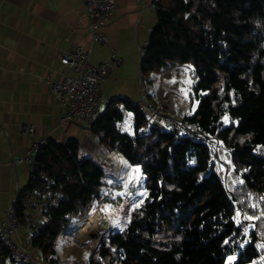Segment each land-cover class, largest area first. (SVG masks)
I'll use <instances>...</instances> for the list:
<instances>
[{"label": "trees", "instance_id": "obj_1", "mask_svg": "<svg viewBox=\"0 0 264 264\" xmlns=\"http://www.w3.org/2000/svg\"><path fill=\"white\" fill-rule=\"evenodd\" d=\"M155 5L156 27L140 67L144 96L156 104L151 83L177 66L191 68L197 107L182 120L230 154L239 182L233 191L227 187L205 144L154 124L130 101H113L91 131L128 164L141 166L147 198L123 231L106 229L89 264H228L229 257L236 258L231 264H264V0ZM119 103L131 114L132 133L120 130ZM80 150L76 139L46 142L14 205L45 264H57L60 235L80 230L104 197V169ZM38 206L40 219L28 213ZM0 264H16L2 241Z\"/></svg>", "mask_w": 264, "mask_h": 264}, {"label": "crops", "instance_id": "obj_2", "mask_svg": "<svg viewBox=\"0 0 264 264\" xmlns=\"http://www.w3.org/2000/svg\"><path fill=\"white\" fill-rule=\"evenodd\" d=\"M115 1L116 9L107 27L110 45L104 46L92 41L85 11L86 0H0L1 219L10 209H14L15 203L29 186L32 176L30 168L18 161L34 143H64L76 139L80 142V148L86 147V150L81 149L82 157L93 160L92 157H99L103 150L111 151L101 144L92 131L76 125H61L63 109L51 91L50 81H57L69 74L70 71L60 62L64 53L80 45L91 50V64L100 66L111 60L113 49L121 59V65L103 83L104 95L114 101L135 103L143 100L140 50L148 44L156 27V0ZM180 68L177 69L179 75ZM173 74L170 71L165 78ZM119 107L125 115L120 130L132 133V117L125 112L122 104ZM104 109L105 106L101 112ZM156 124L164 126L159 121ZM27 126L33 127V136L23 133V127ZM30 202L33 203L34 198ZM37 208L36 212L28 209V213L33 212L36 219H40L41 206ZM70 233L65 232L58 238L56 258L67 264L88 263L90 255L85 258L84 242L79 238L70 236L74 247L70 248L66 241H62L65 250L59 248L61 237ZM32 235L33 230L21 227L13 236V241L35 252L32 246L28 249Z\"/></svg>", "mask_w": 264, "mask_h": 264}, {"label": "built area", "instance_id": "obj_3", "mask_svg": "<svg viewBox=\"0 0 264 264\" xmlns=\"http://www.w3.org/2000/svg\"><path fill=\"white\" fill-rule=\"evenodd\" d=\"M116 9L115 0H86L85 11L89 18V28L92 32V41L96 44L109 46L110 38L107 27L112 21ZM147 45L140 53L143 55ZM91 50H86L80 45H75L63 54L60 62L70 71L69 74L57 81H50L51 91L63 109L61 125L68 127L76 125L85 130L91 128L101 112L103 106H107L114 100L104 95L102 85L110 74L121 65V59L116 51L111 49V60L100 66H94L90 62ZM146 110L152 117L159 118L168 131L176 132L181 136L190 138L208 146L213 152L218 148L215 142L207 139L195 124H191L175 117V109L166 113L163 105L154 107L152 104L136 105ZM175 114V115H174ZM25 135L33 136V127H23ZM46 141L34 143L26 155L18 161L30 168L31 175L36 170L37 155ZM22 225L16 216L14 209H10L4 219L0 218V241L8 249L10 258L16 264H42V258L34 255L32 251L19 246L13 241Z\"/></svg>", "mask_w": 264, "mask_h": 264}, {"label": "rangeland", "instance_id": "obj_4", "mask_svg": "<svg viewBox=\"0 0 264 264\" xmlns=\"http://www.w3.org/2000/svg\"><path fill=\"white\" fill-rule=\"evenodd\" d=\"M179 67H181L180 75L177 73V69H179ZM170 71L174 72V74L170 75V77L166 79L165 77H168L166 75ZM193 81L194 79L192 77L191 68L186 66H177L169 70L160 79H157L151 83V86H149L148 92L156 104L148 102L145 96L143 97V100L141 99L133 104L135 106L152 104L154 107L158 108L163 105L166 113L168 114L173 108L175 109V117L182 120V118L186 115L194 113L197 107V103L192 100L190 93ZM143 111H145L154 124H156L157 121L162 122L159 118L149 115L146 110ZM217 144L218 143H215V145ZM81 149L86 150V147L83 146ZM102 149L103 146L100 147L101 151ZM82 154V150H80L81 157ZM214 156L217 171L220 177H222L227 187L233 191L239 181L233 170L230 154L222 147L218 146V148L214 151ZM92 158H94V160L97 161L105 171V186L103 188V200H101L96 207V211H100L102 213V222H100V224L94 227L93 231H91V235H93L92 239H90L87 243H84V245L81 244L85 247L83 249L86 255L85 258L90 255L89 259L96 250L99 240L104 235L106 229L109 227V230L113 233L123 231L130 221L132 211L141 205L147 198L146 177L143 174V170L140 165L128 164V162L114 150L108 152L103 150V153H101L99 157ZM238 213L239 212H237V217H239ZM86 221L87 219L79 225L80 230ZM104 224L108 225L106 229H102ZM78 230L76 232L73 230L69 235L61 237L59 244V248L61 250H65L61 245L62 241H66L70 248L74 247V245L71 244L72 240L70 239V236L77 239L80 231ZM93 233H96L95 237ZM27 245L28 244H26V246ZM28 249H31V245L28 246ZM33 254L36 255L35 252H33ZM43 263L44 262H42V264ZM229 263L230 262L228 261V264ZM57 264L67 263L64 261L59 262L57 259ZM85 264H89V260L88 263Z\"/></svg>", "mask_w": 264, "mask_h": 264}, {"label": "bare ground", "instance_id": "obj_5", "mask_svg": "<svg viewBox=\"0 0 264 264\" xmlns=\"http://www.w3.org/2000/svg\"><path fill=\"white\" fill-rule=\"evenodd\" d=\"M100 222H102V213L98 211L89 217L86 223L82 225L78 235L79 240L86 243L88 240L92 239L93 235H91V231H93V228L99 225Z\"/></svg>", "mask_w": 264, "mask_h": 264}, {"label": "snow or ice", "instance_id": "obj_6", "mask_svg": "<svg viewBox=\"0 0 264 264\" xmlns=\"http://www.w3.org/2000/svg\"><path fill=\"white\" fill-rule=\"evenodd\" d=\"M129 115H131V114H129ZM224 119H225V122H227V117H225ZM238 215H239V213H238ZM249 218H251V217H249ZM235 259H236L235 257H229L230 264H231V261H234Z\"/></svg>", "mask_w": 264, "mask_h": 264}, {"label": "water", "instance_id": "obj_7", "mask_svg": "<svg viewBox=\"0 0 264 264\" xmlns=\"http://www.w3.org/2000/svg\"><path fill=\"white\" fill-rule=\"evenodd\" d=\"M107 227H108V225L104 224L102 229H106Z\"/></svg>", "mask_w": 264, "mask_h": 264}]
</instances>
